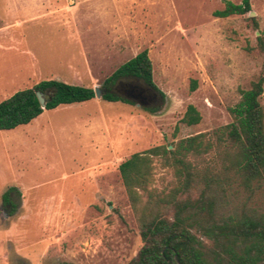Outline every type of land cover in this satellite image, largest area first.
<instances>
[{"label":"rangeland","instance_id":"1","mask_svg":"<svg viewBox=\"0 0 264 264\" xmlns=\"http://www.w3.org/2000/svg\"><path fill=\"white\" fill-rule=\"evenodd\" d=\"M250 1L253 13L219 17L224 0H0V101L42 79L104 88L143 49L164 94L147 104L95 96L0 129V264H127L144 241L120 163L200 132L212 147L188 157L190 186L180 190L183 177L155 156L143 194L190 202L182 214L207 257H228L232 238L211 230L245 215L264 216V179L247 183L237 148L226 133L219 139L234 120L229 108L264 61L258 39L264 0ZM260 102L264 110V91ZM189 104L201 113L197 124L181 121ZM173 202L159 205L170 220ZM243 245L233 248L241 252Z\"/></svg>","mask_w":264,"mask_h":264},{"label":"trees","instance_id":"2","mask_svg":"<svg viewBox=\"0 0 264 264\" xmlns=\"http://www.w3.org/2000/svg\"><path fill=\"white\" fill-rule=\"evenodd\" d=\"M224 2V7L215 11L216 16L245 14L252 10L250 0H241L239 3L231 0ZM253 19L255 26L258 27L256 19ZM258 39L259 47L264 51V36L261 34ZM124 78L138 79L149 90L164 95L154 80L153 63L148 49L139 51L104 80L105 91L102 98L133 103L112 90L113 85ZM193 83L195 88L196 81ZM37 91L45 94V106H42ZM263 91L264 61L258 78L252 82L251 87L240 90V100L229 108L234 120L224 126L219 136L220 139L223 133H226L229 146L237 148L236 165L247 183L264 179V110L260 102ZM95 96L92 86L71 84L57 79H42L0 101V129H13L29 123L45 108L86 101ZM149 110L157 111L155 108ZM201 117L196 106L189 104L181 121L192 125L199 123ZM206 136V132H200L181 138L172 144V148L164 144L156 145L135 152L120 163L119 171L127 195L137 212L140 235L144 241L137 255L127 264H264V216L256 218L245 215L230 224L217 225L216 230H211V233L216 235V231H219V235L230 236L232 245L225 249L227 258L217 253L213 260H210L202 248V241L188 223L190 217L182 214L190 202L177 201L176 194L156 200L150 195L145 198L143 194L152 179L155 156L161 157L165 164L174 167L179 178L183 177V186L179 187L180 190L188 188L194 180L193 164L188 157L201 155L211 149L212 142L207 140ZM10 189L2 195L5 203L11 202ZM170 201H174L176 207L172 220L163 217L159 210L161 202ZM203 209L204 204H201L200 210ZM241 241L244 244L242 251L237 252L233 245Z\"/></svg>","mask_w":264,"mask_h":264},{"label":"flooded vegetation","instance_id":"3","mask_svg":"<svg viewBox=\"0 0 264 264\" xmlns=\"http://www.w3.org/2000/svg\"><path fill=\"white\" fill-rule=\"evenodd\" d=\"M127 80L126 78L120 79L116 82V84L113 85V89L119 90L125 88H135V92L139 93L141 92L144 96V101L146 103L150 102L154 98H156V93L146 88L141 82H136L135 80ZM112 89V90H113Z\"/></svg>","mask_w":264,"mask_h":264},{"label":"water","instance_id":"4","mask_svg":"<svg viewBox=\"0 0 264 264\" xmlns=\"http://www.w3.org/2000/svg\"><path fill=\"white\" fill-rule=\"evenodd\" d=\"M251 13H253V12L251 11ZM94 90H95L96 96H98V97L102 96L103 92L105 91L101 87H95ZM119 90L123 91L125 97L128 98V99H132L133 98V99L139 100L143 104H147L144 101V96L142 95V93L141 92L136 93L134 87L133 88H128V89L123 87V89H119ZM37 96H38L42 106H45V103H46L45 94L42 91H37Z\"/></svg>","mask_w":264,"mask_h":264}]
</instances>
